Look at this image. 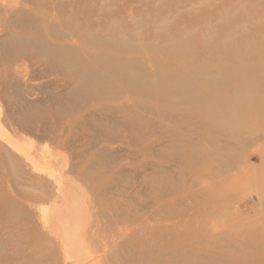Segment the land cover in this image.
I'll list each match as a JSON object with an SVG mask.
<instances>
[{
    "label": "bare ground",
    "instance_id": "1",
    "mask_svg": "<svg viewBox=\"0 0 264 264\" xmlns=\"http://www.w3.org/2000/svg\"><path fill=\"white\" fill-rule=\"evenodd\" d=\"M26 2L28 6H24V3L17 6L16 3H3L2 0L4 7L0 6V26L6 31L0 40V104L4 106L2 112L0 105V167L13 186L19 190L21 188L19 193L25 202L35 206L41 202L52 203L51 207L41 209V226L42 231L45 230L54 241L52 246L63 254V264H116L120 256V250L118 253L116 250L130 241L127 236H121L120 231L125 224L122 220L129 222L132 215L126 214L125 209L117 205L129 198L117 192L114 183L102 180L105 170L120 162L119 154L112 150L116 135H122L127 144L131 137L135 138L136 150L139 149L137 152L143 148L141 151L154 153L159 159L169 149H182L180 155H183V160L193 159L195 163L198 160L202 165L193 174L195 181L207 178L213 182L220 181L219 184L223 181L239 183L251 175L253 159L244 149L258 146L261 142L264 144V131H253L239 117L240 109L244 107L241 101L250 93L244 92L249 88L248 83L235 84V81H228L226 76L224 79L219 73L210 71L200 73L199 77L189 72V75H185L178 67H162L160 75L156 76L140 59L138 63L141 68L137 67L135 61L116 60L104 53V49L114 51L120 42L103 35L102 27L90 22L91 18L88 17L91 15L87 17V27L81 29L79 23L76 26L73 24L70 4L64 0L60 4L57 0ZM121 45L120 48H131L136 44L135 40L128 39L127 43L121 42ZM83 46L92 48L94 53H87ZM164 50L167 53L179 49L176 45L166 44ZM12 60H15V65L9 63ZM21 60L35 62L33 67L36 73L41 79H46V88H42L43 92L40 93L43 97L41 101H31V94L21 83L20 77L24 71ZM52 76H59L60 80H53ZM209 108L215 113L229 111L233 119L238 117L239 120L234 126V122H228V129L231 125L233 127L229 134L225 128L227 120H230L227 113L224 115L225 125H221L219 131L206 135L202 142L194 144L187 137L191 124L200 122L204 131H208L211 127L209 125L207 128L209 119L202 116L207 114L205 110ZM148 111L154 116L149 122L132 117L133 114L141 116ZM187 112L192 114L190 118ZM163 120L176 124L177 130L170 126L156 129V123ZM76 129L96 130L98 134L95 140L88 135L81 140L72 134ZM138 132L143 134L142 138L137 135ZM24 135L39 138L41 142L51 141L56 144L57 151L44 153L33 142L26 146L21 141ZM145 142L148 145L144 146ZM260 157L263 164V154ZM97 163L102 164V170L96 168ZM60 165L65 171L64 176L57 172L56 168ZM169 168L167 170L157 161L153 172L146 176L158 174L162 176V183L174 178L177 180V175L169 176L174 175ZM214 174L220 175L215 178ZM67 175L75 177L80 183L74 179L66 181ZM70 182L75 193L82 195L83 203L92 201L95 206L92 210L86 203L84 210L82 203L76 204L67 220L64 212ZM157 183L160 185L161 181ZM168 192L180 198L191 196L190 192L178 188H168ZM194 192L198 200L200 196H203V200L214 197V191L209 186L197 185ZM161 203L158 200L160 208L163 207ZM110 216L122 220L112 221ZM95 223H103L104 236H91L89 229ZM100 243L105 246L108 258L93 253ZM4 247L2 239L0 248Z\"/></svg>",
    "mask_w": 264,
    "mask_h": 264
},
{
    "label": "rangeland",
    "instance_id": "2",
    "mask_svg": "<svg viewBox=\"0 0 264 264\" xmlns=\"http://www.w3.org/2000/svg\"><path fill=\"white\" fill-rule=\"evenodd\" d=\"M4 1L16 3L17 6L18 3L28 6L26 0H3V3ZM64 1L70 4L75 26L79 23L77 26L85 29L89 22L87 17L91 15L88 17L91 18L90 22L100 25L103 35L120 42L114 51L104 49V53L107 52L113 59H129L137 62V67H140V59L156 76L160 75L162 67H178L185 75L189 72L199 77L200 73L210 71L219 73L224 79L227 77L228 81H235V84L248 83L249 88L244 92L250 93L241 101L244 107L240 109L239 117L253 131H264V0ZM57 2L60 4L62 0ZM0 6L4 7L2 0ZM93 24L89 25L91 30ZM5 35V29L0 26V40ZM128 39L135 40L136 45L120 48L121 42L127 43ZM166 44L176 45L180 52L172 50L166 53ZM134 48L141 53H136ZM82 49L89 54L94 53L90 47L86 49L83 46ZM26 61L20 62L24 69L20 77L21 83L31 94V101H41L43 97L40 93L43 92L42 88H46V79H41L36 73L33 67L35 62H28L30 66ZM9 63L15 65L16 62L12 60ZM51 79L59 81L60 77L52 76ZM234 98L237 99L236 96ZM0 105L3 112V103ZM210 109L205 110L207 114L202 116L209 119L207 128L209 125L211 127L208 131H204L200 122L194 121L191 124L187 137L194 144L202 142L210 134L214 135L221 125H225L224 115L228 113L230 116L229 111L215 113ZM147 113L143 112V117L135 114L132 117L138 121L147 119L148 122L151 118L154 119L149 111ZM186 115L188 118L192 116L188 112ZM229 118L225 128L230 134L233 127L231 125L228 129V122H234V126L239 119ZM160 126H170L173 129L177 127L168 120L156 123V129ZM84 130L76 129L72 134L81 140L87 135L91 138L93 136L95 140L94 137L98 134L96 130ZM137 135L143 134L138 132ZM22 137L21 141L26 146L33 142L44 153L57 151L56 144L51 141L41 142L39 138L25 135ZM115 141L112 150L119 154L120 162L113 168L106 169L102 180L114 183L117 192L128 196L129 199L118 202L117 205L125 209L126 214L135 216H130L129 222L110 216L112 221L117 219L125 223L120 235L127 236L130 240L126 244L128 246H121L116 250L117 253L120 250L116 264H264V163L259 160L262 154L264 156L262 142L258 146L244 149L253 159L250 176L239 183L228 184L223 181L219 184L220 181L213 182L207 178L195 181L193 174L202 165L198 160L196 163L193 159L183 160V155H180L183 150L180 148L169 149L159 159L154 153L141 151L143 148L137 152L139 149L136 150L135 138L131 137L127 144L122 135H116ZM145 143L144 146L148 145V142ZM131 151L132 154L129 153ZM157 161L167 170L171 166L169 170L174 175L169 176L177 175L178 179L162 183V176H157L158 174L146 176L153 172ZM101 167V163L96 164L97 169ZM56 169L64 176L65 171L61 165ZM122 169L124 173L120 172ZM219 175L213 176L217 178ZM68 179L76 180L70 175H67L66 181ZM158 180L161 181L160 185H157ZM71 184L70 182L68 185L69 195L66 208L64 207L67 220L76 204L82 203V209L85 210L86 203L89 202L83 203L82 195L75 193ZM197 185L209 186L214 191L213 199L203 200V196H200L198 200L194 192ZM13 187L0 167V241L3 239V247L5 245L0 248V264H63V254L52 246L54 241L47 236L45 230L42 231L41 226V209L51 207L52 203L41 202L35 206L31 202H25L19 193L21 188L19 190ZM168 188L188 191L191 196L180 198L175 193H169ZM158 200L162 202V208L159 207ZM87 205L93 210L95 203L90 201ZM103 226V223H95L89 233L92 237L95 235L94 238L104 236ZM97 248L98 253H93L105 258V246L100 243Z\"/></svg>",
    "mask_w": 264,
    "mask_h": 264
}]
</instances>
